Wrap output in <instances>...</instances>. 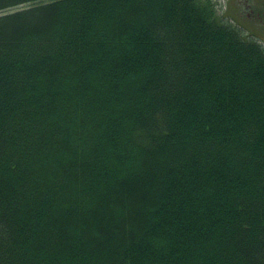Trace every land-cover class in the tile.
<instances>
[{"label":"trees","instance_id":"16d2710c","mask_svg":"<svg viewBox=\"0 0 264 264\" xmlns=\"http://www.w3.org/2000/svg\"><path fill=\"white\" fill-rule=\"evenodd\" d=\"M0 264H264V43L212 0H0Z\"/></svg>","mask_w":264,"mask_h":264},{"label":"flooded vegetation","instance_id":"af4514ba","mask_svg":"<svg viewBox=\"0 0 264 264\" xmlns=\"http://www.w3.org/2000/svg\"><path fill=\"white\" fill-rule=\"evenodd\" d=\"M232 8L236 9L235 15L244 23L254 28L260 29L258 36L248 35L247 30H243L249 37L264 41V0H230ZM223 20L232 23L223 14Z\"/></svg>","mask_w":264,"mask_h":264},{"label":"rangeland","instance_id":"374dc122","mask_svg":"<svg viewBox=\"0 0 264 264\" xmlns=\"http://www.w3.org/2000/svg\"><path fill=\"white\" fill-rule=\"evenodd\" d=\"M212 3L217 14L221 16V18H223L224 14L227 19L232 22L231 24L233 26L236 25L239 29L247 30V32L249 33L248 35H251L255 38L256 36L259 37L258 32L260 31V29L247 25L239 17H237L235 15L236 9H234V7L232 8L230 0H212ZM261 41L264 43L263 40Z\"/></svg>","mask_w":264,"mask_h":264}]
</instances>
